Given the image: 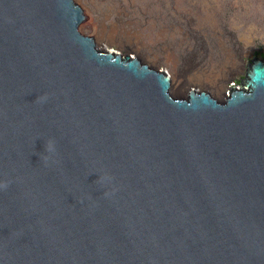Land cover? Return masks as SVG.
<instances>
[{
  "label": "water",
  "instance_id": "95a60500",
  "mask_svg": "<svg viewBox=\"0 0 264 264\" xmlns=\"http://www.w3.org/2000/svg\"><path fill=\"white\" fill-rule=\"evenodd\" d=\"M85 20L0 0V264H264V59L176 97Z\"/></svg>",
  "mask_w": 264,
  "mask_h": 264
},
{
  "label": "rangeland",
  "instance_id": "374dc122",
  "mask_svg": "<svg viewBox=\"0 0 264 264\" xmlns=\"http://www.w3.org/2000/svg\"><path fill=\"white\" fill-rule=\"evenodd\" d=\"M75 1L86 16L83 35L168 73L176 97L194 88L223 100L229 86L241 88L251 61L264 59V0ZM217 81L222 93L210 86Z\"/></svg>",
  "mask_w": 264,
  "mask_h": 264
},
{
  "label": "bare ground",
  "instance_id": "6f19581e",
  "mask_svg": "<svg viewBox=\"0 0 264 264\" xmlns=\"http://www.w3.org/2000/svg\"><path fill=\"white\" fill-rule=\"evenodd\" d=\"M184 85L185 84L182 83V82L174 81V88L177 89V90L183 91L184 90ZM210 86L215 88L218 93H222L223 92L224 85L222 84V82H219V81H217L216 83L212 82Z\"/></svg>",
  "mask_w": 264,
  "mask_h": 264
},
{
  "label": "flooded vegetation",
  "instance_id": "af4514ba",
  "mask_svg": "<svg viewBox=\"0 0 264 264\" xmlns=\"http://www.w3.org/2000/svg\"><path fill=\"white\" fill-rule=\"evenodd\" d=\"M144 63V62H143ZM210 93V92H209ZM211 94V93H210ZM212 95V94H211ZM213 97H215L214 95H213ZM216 98V97H215Z\"/></svg>",
  "mask_w": 264,
  "mask_h": 264
}]
</instances>
